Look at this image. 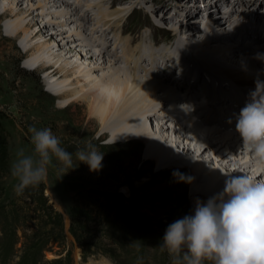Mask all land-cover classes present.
<instances>
[{
  "label": "rangeland",
  "instance_id": "rangeland-1",
  "mask_svg": "<svg viewBox=\"0 0 264 264\" xmlns=\"http://www.w3.org/2000/svg\"><path fill=\"white\" fill-rule=\"evenodd\" d=\"M10 1L0 0V113L3 114L0 118V129L6 137L5 151L4 149L0 151V264H35L36 261L37 264H138L140 256L143 257V264H169L167 254H162L158 245L168 225L176 219L191 214L194 209L195 205L190 194L194 179L193 168L182 172H177L174 169L170 172H159L155 161L144 159L147 145L143 140H136V143L133 142L134 144L127 142L110 144L108 133L106 136H102V126L96 118L92 120L89 118L86 104L78 103L71 105V108L60 107L49 86L52 85V89H60L62 85L57 86L56 78L53 81V78L49 77L51 71H45L40 66L43 62L42 59L48 60L51 57L44 53L41 58L32 59L31 49L37 38L32 39L23 33L17 34L15 30L19 19L2 15ZM15 1L17 10L28 11L29 17L26 20H32L36 24L34 30L39 31L40 39L48 43L51 52L55 55L63 54L64 59L81 64L84 71L91 70L93 79H105L106 76L112 75L111 73L117 70H121L122 74L130 72L125 68V65L123 66L124 62L116 63L118 57H122L123 52L118 53V49L122 46L117 44L118 38L111 37L113 27L106 30V35L111 37L104 46V49L107 48V50L89 47L91 53L86 55L85 51L88 46L82 43L81 34L82 32L87 34L88 30L84 31L86 28L83 29L82 23L79 22L81 20L77 21L73 13L60 7L55 0H46L48 4L44 8L39 4L41 2L43 4L45 0ZM85 1L87 0H81L82 3L87 4ZM110 1L95 0L94 4H99L97 6L98 9L101 8L99 12H106L103 8L107 6L106 2L109 5ZM216 1L131 0L126 4L114 7L115 9L108 10H119L127 14V8L128 10L134 8L133 11H135L130 13L125 21L129 26L128 29H131L128 36H132L134 40H146L147 35L144 33L146 32L155 41H160V43L169 41V44L175 36L174 31L179 30L181 40L188 39L192 43H201L204 50L208 51L210 47L211 49L215 48L214 46L222 47L223 50L229 49L233 46L226 47L220 42L219 44L213 43L208 48L204 42L207 41L205 31L208 29L206 28H210L209 25H205L208 22L210 24L212 17H215L211 20L213 28L230 36V27L222 25L223 20L219 19L228 14L230 21H234L233 24L237 29L243 28L247 20L261 25L259 33L261 39L259 41L255 39V43H264V0H231L230 4L222 3L220 5ZM196 3L205 13H199L197 16L194 14L190 21L193 23L190 28L184 21L185 14L189 13L190 9L194 10L191 7ZM210 3H214V9L210 7ZM144 5L146 7L142 9ZM208 7L210 8L208 9ZM150 8L151 16L158 18L156 19V22H160L157 23L160 25L158 30L162 32L157 31L156 33L152 29L156 25L154 26L150 20L152 18L145 12ZM91 9L92 7L89 8V5L84 7V5L77 4L74 11L76 15L86 11L88 21V18L91 19L89 16ZM56 12L67 14L69 12L74 20L64 21L65 18L60 17V14V16L54 14ZM162 14L167 15L165 22L160 21ZM255 15L259 18L257 21ZM171 19H175L179 23L184 22L175 25L169 22ZM87 21L86 23H88ZM147 24L149 27L146 26ZM150 25H153L152 28ZM162 25L168 29H161ZM169 28L173 32L169 31ZM5 29L14 30L12 36H7L4 32ZM248 29L246 28V31ZM139 35L142 37L141 39ZM123 36L127 35L123 34ZM248 38L250 37L244 36L241 39L242 42L234 47H240L241 50L246 48L244 52L252 53L251 50L255 48L247 47L243 43ZM104 39L105 36L100 37V41ZM142 44L147 45L146 43ZM185 44L187 43L185 42ZM148 45L154 44L149 40ZM257 45L258 48H264V44ZM134 46L137 45L132 44V47ZM170 46L155 51L160 55L162 61H157L156 57L154 71L164 67L166 72L171 74L170 77H173L172 74L176 73L177 68L179 69L182 59L174 50H170ZM110 48L114 50L109 52ZM181 50L185 54L188 52L186 48ZM99 52L102 53L98 55ZM110 53L114 58L109 56ZM214 55L219 62L221 61L222 67L227 62V65L234 70H245V72L264 76V70L247 62L241 64L240 60L238 62V58L235 57L229 60L227 58L229 55H224V52L219 51ZM184 57L186 59L184 64H187L188 68L199 67L196 57L192 58L186 55ZM30 60L31 64H29ZM173 60L177 62L176 69L172 65ZM222 67L211 66L212 73L210 75L218 70L222 71ZM169 69L172 70L169 71ZM191 71H193L192 68ZM153 75L155 76V74ZM163 76L157 75L155 78L159 79ZM203 77L206 75L200 69L195 80L198 82ZM185 82L184 79L183 84ZM180 88L170 87L173 92L187 96L186 93L180 92L185 87L181 86ZM216 90H214V95ZM159 94H162V91ZM218 101L221 102V100ZM204 104L210 105L207 101ZM169 107L171 106H165L166 109ZM221 112L224 113L223 110ZM143 119L145 123L150 124V119ZM188 120L189 117L183 121L167 120V123H164V129L161 131L157 129V132L170 135L179 134L181 129H185ZM151 121L156 125L160 120ZM32 126L37 129L50 128L60 138L61 146L73 154V168L68 169L67 174L63 176V173L51 168L47 181L42 183L44 185L43 195L47 196L49 208L42 206L30 191L25 190L22 195H17L13 190L15 181L10 176L9 163L14 158L17 149L23 147L27 150L30 147L29 128ZM187 129H189L188 125ZM176 130L178 131L176 132ZM195 132H190L188 137L192 138L193 135H196L193 139L201 145L202 139H199L197 137L199 133ZM227 134H229L228 131ZM89 143L104 154L102 168L97 172L90 171L86 164H79L75 158L76 151L84 149ZM177 150L180 156L187 159L182 163L183 165L189 164V162L190 165H193L196 162L197 157L194 154H188L180 148ZM251 156H253L251 153L243 151L242 144L223 146L219 143L213 145V149L203 156L205 161L202 160L206 166H217L223 173L238 176L244 173L255 174L260 170L261 166L256 160L255 164L249 168H240L239 171L235 169ZM222 158L223 160H221ZM226 162L228 163L226 164ZM197 174L203 183V180H206L203 171ZM124 187L128 189V192ZM35 190L37 191L36 188Z\"/></svg>",
  "mask_w": 264,
  "mask_h": 264
},
{
  "label": "bare ground",
  "instance_id": "bare-ground-1",
  "mask_svg": "<svg viewBox=\"0 0 264 264\" xmlns=\"http://www.w3.org/2000/svg\"><path fill=\"white\" fill-rule=\"evenodd\" d=\"M108 1L109 0H107V2ZM115 1L116 0H111L110 3H113ZM11 2L12 5H10ZM63 2H66V0H63ZM216 2L218 5L222 3L230 4L231 0H217ZM47 4L48 3L45 0L44 3L42 4L41 2L39 6L44 8V6H46ZM78 4L85 5L84 3L81 2V0H78ZM15 5H16V1L11 0L9 2V6L3 11L2 15L4 17L10 16L12 18L19 19L16 24V30H15L17 34L23 33L24 35H28L29 37H32V39L37 38L35 45L31 49L32 59L33 58L39 59L42 57L44 53L49 54V57H51L48 60L40 59L41 61H43L40 66L45 71L47 70L51 71L49 77L53 78V81L56 78L55 81L57 86L62 85L60 89L58 88L52 89V85L49 86V88L52 90V93H54V96H56L60 107L67 108L70 107L71 105H75L78 103L86 104L88 107L89 118L91 120L93 118H96L97 122L102 126V130H101L103 131L102 136H106L108 133L107 136L110 144L114 145L120 142H127L129 144H132L133 142L136 143V140H143L144 143H146L147 145L146 150L144 151V159H146V161H151V160L155 161L159 172H163V173L167 171L170 172L173 169L176 170L177 172H182L192 167L194 172V179L192 182V189L190 194L192 195V200L194 205L197 198L206 201L210 196L222 190L224 186L225 178L233 175L229 173H223V171L217 166H213V165L206 166L205 163L203 162L204 160L203 156L208 151L213 149V145H217L220 143L223 146H233L238 143L242 144V141L240 136L233 135L232 133L227 134V131H223L224 129L219 128L213 130V128L210 127L214 121L211 120L212 118L211 113H215L218 115H225V113L221 112L222 109L218 108V106L220 105L217 103L218 101L217 99L219 100L221 99L222 101V98H226L228 102L234 101L235 104L237 105V108H239V110L242 107V102L246 103L249 100L245 96H239L236 93L231 92L230 89L226 88V86L222 84H214V87L210 86V89L213 91V99H212L213 101L209 99L207 101L210 103V105L203 104L200 107H196L194 109L188 107L187 105L185 108L184 106H182V108H184L182 109L180 104L178 103L185 102L188 104L189 101L187 100L186 97H188L189 95L187 94V96H185V94H179L173 92V90H171L170 87L179 89L181 86H183V82H182L183 78H186L187 75L190 74V77L192 75L195 79L197 74L200 73V69H202V72L207 77L212 73L210 69L211 66L222 67L223 65L220 63L221 61L219 62L215 58L214 54H216V52L220 51V52H224V55L228 54L229 56L227 58L229 60L233 59V57L238 58L237 60L239 62L241 56L243 55L242 52L245 51L246 48L241 50L240 47H236V48L231 47L229 49L223 50L221 49L222 47L219 46L218 47L214 46L215 48L211 49L209 45H212L213 43L219 44L220 42H222V44L227 46L229 43L228 44L225 43L227 42L234 43L235 42L234 40L237 37L242 39L244 36H249L248 33L251 27L247 31L246 28L244 29V27L237 29L235 24H233L234 21L233 22L230 21V18L228 17L227 14L226 16L219 18L221 21L223 20L222 25L224 24L227 25V27H230L229 28L230 36H227L226 33H224L223 31L213 28L212 26L213 22H211V20L215 19V17H212V19L210 20V24L208 22V24L205 25V26L207 25L210 26V28L209 27L206 28L208 29L205 31V36H207V41H204L206 43L205 45H207L208 48L210 47V50L208 51L202 48L203 44L201 43L200 44L192 43L188 39H186L185 41L181 40V38L179 37L180 36L179 30L174 31L175 36L174 38H172L168 46L172 44L169 47L170 50H174V52L177 53L178 56L182 59L181 64L179 66L180 70L177 68L176 60H173L172 65L174 66L175 69L177 68V71L175 73L176 75L170 77L171 74L167 73L166 68L163 67V69L165 70V74H163L164 75L163 78L156 79L155 76L157 75L155 76L153 75L155 74L154 73L155 59L157 57V61L161 62L162 60L160 58V55L153 50L150 49L147 50L146 49L147 45L144 44L141 45L142 42L139 43L140 40L136 44L137 46L132 47V44L135 41L133 37L123 36L125 30L127 29L123 22L126 13L121 12L119 10L99 12L100 16L97 18L93 14L95 16L96 21L94 22V24L96 26L92 27L89 33L83 34L82 32L81 34L82 43H85L84 45L88 46V48L85 51L86 55L91 53L89 49V47L91 46H89L87 43L89 41H86L89 39L93 41L92 46H95L98 50L99 49L107 50V48L104 49V46L107 42H109L110 35L109 37L108 35H106V30L109 27H113L114 29L112 28L113 29L112 35H114L116 39L118 38L117 44L120 46L122 45L118 49V53L121 54V52H123L122 55L123 58L118 57V61H116V63L124 62L123 66L125 65V68L129 69L130 71L128 73L123 72L124 74H122L121 70H117L111 73L112 75L106 76L105 79L97 80L96 78L95 79L92 78L93 75L91 70L84 71V69H82L81 67L82 66L81 64L72 63L71 61L64 59L63 54L55 55L54 53H52L51 50L49 49L48 43L40 39L41 35H38L39 31H37L36 29L34 30L36 24L32 20L31 21L26 20V18L29 17L28 11L17 10ZM210 7L214 9L215 7L214 3L213 4L210 3ZM210 7H208V9ZM191 8H194V10L190 9L189 13L186 12L185 20H184L186 21V23H188V27L190 28L193 24L190 22L193 18L192 16L194 14L195 16H197V14L199 13L200 14L205 13L201 10L200 5H198L197 3L193 5V7ZM54 14L55 15L60 14L61 15V16L59 15L60 17L65 18L64 21H67L69 19L74 20V18H71L69 12L68 14L63 12L61 13L56 12ZM77 16H79L80 20H83L85 22L87 21L86 11L80 15L77 14ZM165 18H167V15L165 16L162 14L160 21L165 22L166 21ZM255 18L256 21L259 19L257 15H255ZM184 21L179 23L175 19L169 20L170 23H173L175 25H177L178 23L182 24ZM67 22H65L66 25H68ZM153 23L154 26L156 25V27L152 28L153 25L152 26L150 25L151 26L150 28L156 31V33L157 31L162 32L158 30L160 25H158L157 22L155 21H153ZM258 26L259 25H255V28L253 26V30L251 32L256 35L255 39L257 41L261 39L259 37V33L261 32V29ZM161 29H163V27H161ZM169 30L173 32L171 28H169ZM13 31H9L7 29L4 30L5 34L9 37L12 36ZM98 36H100L101 38L105 36V39L100 41V37L98 38ZM139 38L141 39L142 37H140L139 35ZM185 42L187 44H185ZM257 44H264V43L256 42V45ZM113 48H110L109 52L111 50H114ZM143 48H145L146 51H144ZM183 48L184 49L186 48V50H188L186 54L185 52H183V50H181ZM160 49L162 48H159V50ZM251 51L253 54L248 53L251 56L250 61H242L241 59L240 60L241 64L247 62L252 64L254 67H256V64H258L264 68V56L256 55L259 52H264V48L259 47L252 49ZM101 53L102 52H99L98 55H100ZM91 55L90 58L92 57ZM185 55L191 56L192 58L196 57L197 65H199V67L188 68L187 64L186 65L184 64L186 61L184 57ZM109 56L114 58L111 53ZM148 59L150 60L148 62L149 67H146L144 64H142V61ZM29 64H31V60ZM191 68L193 69V71H191ZM222 68L223 70L222 71L218 70V72L224 74L227 77H230L229 79H227L229 83H231L232 80H234L238 83L240 82L242 84H250L255 88H257L258 94L259 93L263 94V92H261V88H264V78L261 77V75L259 76L251 72L237 71L238 69L234 70L232 67H229L227 65V62L224 63V67ZM194 69H196V71H194ZM171 70L172 69H169V71ZM205 86L206 85L203 84V87ZM214 90H216L219 93L216 92L214 95ZM161 91L162 94H159L161 93ZM221 104L223 105V103ZM169 105L171 107L166 109L165 106L168 107ZM189 108L190 111L188 113L187 110H189ZM194 110L198 112L196 113L194 112ZM205 111H207L205 113V116L200 117L201 114L204 113ZM210 111L212 112L210 113ZM187 117H189V120L187 121L185 129H181L179 131V134L175 133L174 135H170L167 133L160 134L161 132L160 133L157 132L158 131L157 129H160V131L161 129L162 130L164 129V123H167V120L183 121ZM143 118H145V120H147V118L148 120L150 119V124L148 125L147 123H145L143 121L144 120ZM228 118L229 119L231 118L232 121H235L234 117L230 116ZM151 120H156V122L159 120L160 121L158 124L156 123V125H154V123ZM204 122H210V123L209 125H207ZM187 125L189 129H187ZM177 131L178 130H176V132ZM192 131H196L195 132L196 134L199 133V136L197 135V137L199 139H202L201 145L199 144V142H197V140L193 139V137H195L196 135L195 136L193 135L192 138L188 137V134ZM179 148L183 149V151L187 152L188 154L189 153L191 155L194 154L197 157L196 162L193 165H190V162L189 164L187 163L188 165H183L182 163L186 162L187 159L186 157L180 156V153L177 150ZM221 160H223V158ZM178 163L179 164L181 163V165H178ZM227 163L228 162H226V164ZM254 164H255V159L253 158V156H251L250 159L248 158L247 161H243V163H241V165H239L238 168L235 167V169L239 171L240 168L246 169L253 166ZM200 171H203L204 175L206 176V180H203V183L201 179L199 180L197 174ZM243 175H251L255 179L261 180L264 176V168L261 167L260 170H258L255 174L244 173ZM124 188L128 192V189L126 187Z\"/></svg>",
  "mask_w": 264,
  "mask_h": 264
},
{
  "label": "clouds",
  "instance_id": "clouds-1",
  "mask_svg": "<svg viewBox=\"0 0 264 264\" xmlns=\"http://www.w3.org/2000/svg\"><path fill=\"white\" fill-rule=\"evenodd\" d=\"M251 96L236 114L235 131L243 151L264 168V94L254 91ZM29 133V149H17L9 163L17 195L45 183L51 168L64 176L74 163L73 154L50 128L32 126ZM75 158L97 172L104 154L89 143L76 151ZM158 248L167 254L169 264H264V179L226 177L221 191L206 201L197 198L191 214L168 225ZM138 264H143L142 256Z\"/></svg>",
  "mask_w": 264,
  "mask_h": 264
},
{
  "label": "trees",
  "instance_id": "trees-1",
  "mask_svg": "<svg viewBox=\"0 0 264 264\" xmlns=\"http://www.w3.org/2000/svg\"><path fill=\"white\" fill-rule=\"evenodd\" d=\"M3 116L2 113H0V118ZM5 146H6V137H5V134L2 133V130L0 129V151L1 149L5 151ZM37 191L35 190V188H29V189H26V191H30L32 196L37 199L40 204L46 208H49V204L47 203V196H44L43 195V192H44V185L43 184H40L38 187H36ZM36 191V192H35ZM42 194V196H41ZM48 204V205H47ZM61 222V221H60Z\"/></svg>",
  "mask_w": 264,
  "mask_h": 264
}]
</instances>
